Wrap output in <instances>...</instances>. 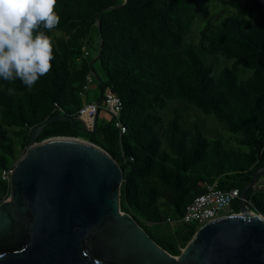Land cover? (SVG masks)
Instances as JSON below:
<instances>
[{
	"label": "trees",
	"instance_id": "16d2710c",
	"mask_svg": "<svg viewBox=\"0 0 264 264\" xmlns=\"http://www.w3.org/2000/svg\"><path fill=\"white\" fill-rule=\"evenodd\" d=\"M209 2L57 0L60 22L46 32L53 41L50 72L31 89L18 79H0V171L14 165L17 148L27 145L31 131L45 119L76 115L91 74L98 91L91 101L110 88L122 102L119 120L125 132L120 134L114 117L104 112L95 134L79 131L69 120H53L36 140L80 137L109 153L122 169L121 210L163 249L178 255L192 238L194 224L180 223L172 230L158 225L179 218L204 192L206 181L241 193L261 168L246 199L264 216V0H226L248 11L249 18L209 16L193 42L190 31ZM94 31L99 42L89 57ZM217 56L232 62L224 64ZM241 68L249 74L242 76ZM173 102L212 114L235 135L237 145L208 137L197 121L187 124ZM8 194L9 184L0 178V202ZM238 211L236 198L227 212Z\"/></svg>",
	"mask_w": 264,
	"mask_h": 264
},
{
	"label": "water",
	"instance_id": "95a60500",
	"mask_svg": "<svg viewBox=\"0 0 264 264\" xmlns=\"http://www.w3.org/2000/svg\"><path fill=\"white\" fill-rule=\"evenodd\" d=\"M101 100L102 94L92 129L57 114L31 131L0 202V264H264V216L246 199L261 168L242 189L238 212L208 221L172 255L121 210L122 169L109 153L79 137L36 140L53 120L95 134Z\"/></svg>",
	"mask_w": 264,
	"mask_h": 264
},
{
	"label": "clouds",
	"instance_id": "9594fccd",
	"mask_svg": "<svg viewBox=\"0 0 264 264\" xmlns=\"http://www.w3.org/2000/svg\"><path fill=\"white\" fill-rule=\"evenodd\" d=\"M57 0H0V79L28 89L52 67Z\"/></svg>",
	"mask_w": 264,
	"mask_h": 264
},
{
	"label": "built area",
	"instance_id": "2783aa9c",
	"mask_svg": "<svg viewBox=\"0 0 264 264\" xmlns=\"http://www.w3.org/2000/svg\"><path fill=\"white\" fill-rule=\"evenodd\" d=\"M87 53L88 52L84 50V54L87 55ZM92 83H94V81L91 74H89L86 76V83L83 84L80 94L84 96V93L89 89ZM96 102L97 101L84 102L75 115L83 121L85 126L89 129H92L93 117L97 112ZM121 108L122 102L120 98L110 88H105L102 93L99 111L101 109L103 112L114 117V125L119 128L120 134L125 132V127L119 120ZM12 169L13 166H9L0 171V178L7 181L8 184L10 182ZM236 198L240 199V192L237 188L222 190L217 187L216 181H206L204 192L194 196L185 206L183 214L179 218L168 217L166 222L171 225L180 223L194 224L198 229L210 220L230 214L227 210L230 209L232 201Z\"/></svg>",
	"mask_w": 264,
	"mask_h": 264
},
{
	"label": "rangeland",
	"instance_id": "374dc122",
	"mask_svg": "<svg viewBox=\"0 0 264 264\" xmlns=\"http://www.w3.org/2000/svg\"><path fill=\"white\" fill-rule=\"evenodd\" d=\"M204 13V12H203ZM202 13V15H203ZM227 14H234L237 16H241L243 18H249L250 13L248 11L239 9V8H233L228 5L226 0H210L207 6V10L205 14L203 15V18L198 21L197 23L195 22L192 26V29L189 34V38L193 41L196 42L197 37H198V28H201V26L204 24V21L207 19L209 16H213L215 19H218L224 15ZM99 42V38L97 33L94 31L93 36L91 41L88 43V49L90 51V56L93 57L96 54V47L97 43ZM220 60L224 62V64H230L232 62L231 59H227L221 56H217ZM221 62V61H219ZM221 62V63H223ZM241 75L246 76L249 74L248 69L241 68ZM98 95L97 91V85L96 83H92L89 86V89L85 92L83 96V101L88 102L94 99ZM174 104L178 105L182 111L184 112L186 116V123L189 124L191 121H197L199 124L202 126L204 129L205 133L207 134L208 137H216V138H221L226 145H232L236 146V140H235V135H232L230 132H228L225 127L223 126L222 123H220L212 114H203L201 111L196 109L195 107L188 105L183 102H173ZM80 138V137H79ZM86 140V139H85ZM27 145L23 147H18L16 150V155L13 160V164L17 161V159L26 151ZM261 185V184H259ZM258 185V186H259ZM159 228L161 229H170L172 230L174 228L173 225L169 223H162L158 225Z\"/></svg>",
	"mask_w": 264,
	"mask_h": 264
},
{
	"label": "bare ground",
	"instance_id": "6f19581e",
	"mask_svg": "<svg viewBox=\"0 0 264 264\" xmlns=\"http://www.w3.org/2000/svg\"><path fill=\"white\" fill-rule=\"evenodd\" d=\"M241 214H242V215H252L253 213H252L251 211H249L248 209H243V210L241 211Z\"/></svg>",
	"mask_w": 264,
	"mask_h": 264
},
{
	"label": "crops",
	"instance_id": "0c3cea01",
	"mask_svg": "<svg viewBox=\"0 0 264 264\" xmlns=\"http://www.w3.org/2000/svg\"><path fill=\"white\" fill-rule=\"evenodd\" d=\"M92 100H96V99L94 98V99H92ZM102 116H104V112L98 113L97 118H98V117H102ZM173 226L175 227L176 225H173Z\"/></svg>",
	"mask_w": 264,
	"mask_h": 264
}]
</instances>
